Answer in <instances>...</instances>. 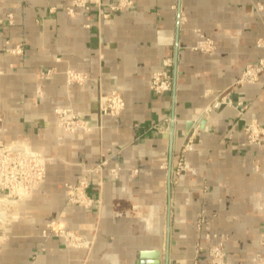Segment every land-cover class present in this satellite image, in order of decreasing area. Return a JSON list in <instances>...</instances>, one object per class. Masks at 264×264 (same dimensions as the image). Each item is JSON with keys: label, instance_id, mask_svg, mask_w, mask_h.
Wrapping results in <instances>:
<instances>
[{"label": "crops", "instance_id": "0c3cea01", "mask_svg": "<svg viewBox=\"0 0 264 264\" xmlns=\"http://www.w3.org/2000/svg\"><path fill=\"white\" fill-rule=\"evenodd\" d=\"M99 1L70 13L71 0H0V138L52 156L18 217L0 223V264H207L222 234L232 264H253L264 254V136L248 141L234 105L205 108L224 91L264 127V83L235 85L264 58V0L262 8L257 0H130L116 9L119 0ZM200 34L215 40L212 53L194 47ZM166 58L174 87L156 94L150 78ZM69 68L88 74L86 83L69 86ZM115 89L126 106L97 127L100 97ZM59 105L88 115L91 131L63 132ZM186 145L187 168L177 174ZM102 160V172L89 175L95 203L68 202L65 183ZM48 222L77 229L92 247L41 235Z\"/></svg>", "mask_w": 264, "mask_h": 264}, {"label": "built area", "instance_id": "2783aa9c", "mask_svg": "<svg viewBox=\"0 0 264 264\" xmlns=\"http://www.w3.org/2000/svg\"><path fill=\"white\" fill-rule=\"evenodd\" d=\"M93 0H71L69 6H67L68 12H74L77 7H90ZM99 7L101 2L95 0ZM130 4V0H119L116 3L110 5L112 9L119 8L124 5ZM259 8L263 7L262 0H257ZM101 8V7H100ZM101 13L106 16L107 13L100 10ZM11 16V14H10ZM203 52L212 53L216 49L215 40L204 34H200L195 46ZM12 51H20L21 46H15L11 48ZM172 65V58H166L164 60V66L155 70L152 74L150 81V88L157 94H164L169 92L174 87L173 76L170 71ZM67 74L79 84H85L88 80V74L85 72L69 68L66 70ZM51 69L43 73L44 76H49ZM264 83V58H261L258 62L249 63L244 68L241 76L235 82V85H242L246 83L260 82ZM106 97V98H105ZM104 98L111 101L109 105L113 108L116 107L121 110L125 101L119 90H112L110 95ZM106 100V101H107ZM223 103L234 105L237 110V118L244 121V130L248 136V141L251 143L261 142L264 136V127L256 119L250 121L245 118V110L247 108L243 101L233 102L231 98L227 97V92H218L212 102L208 104L205 111H211L216 107H219ZM107 107V106H106ZM105 107V108H106ZM118 112V110H114ZM112 111V114L115 112ZM54 112L57 117L58 123L64 130L75 131L78 128V121L80 117L78 114L63 106H56ZM90 129V126L88 125ZM187 145L183 149L179 160L176 165V173L180 174L187 168V162L185 153ZM45 158L38 153L28 152L24 149H17L13 142H6L0 138V186L10 192H18L20 189H28L32 184H36L45 175ZM114 174L119 173V169H113ZM69 200L73 202H84L87 207L95 203V199L88 193L89 181L86 176L80 178L76 183H66ZM85 206V207H86ZM198 225L203 226L206 236L210 238L214 235L211 231L209 221L204 214H200L198 217ZM52 235L59 236L70 246H81V244L88 243L81 235H77L76 231L71 228L62 226H54V223H48L43 230V236L49 237ZM216 236V234H215ZM226 236L222 234L220 239L212 243L209 247V257L207 264H232L227 256L225 249ZM264 245V240H262ZM253 264H264V254L258 253L254 259Z\"/></svg>", "mask_w": 264, "mask_h": 264}, {"label": "rangeland", "instance_id": "374dc122", "mask_svg": "<svg viewBox=\"0 0 264 264\" xmlns=\"http://www.w3.org/2000/svg\"><path fill=\"white\" fill-rule=\"evenodd\" d=\"M159 69V68H158ZM49 70V69H48ZM157 70V69H156ZM47 70H44L42 72L45 73ZM155 71V70H154ZM54 70L51 69V74L48 76V77H51L52 74H53ZM153 74V73H152ZM172 74V73H171ZM47 77V76H45ZM66 77H67V80H68V85L71 86L72 84L74 83H78L77 81H74L66 72ZM152 78V76H151ZM151 78H150V81H151ZM150 83V82H149ZM79 84V83H78ZM82 85V84H81ZM119 92L122 94V97L125 101V104L123 105V108L118 109L116 107H111L109 105V103L111 101L105 99L107 96L110 95L111 91L104 94V96L102 95L100 97V101H99V104H98V110L96 112V116H95V120H96V125L97 127H100L101 126V117L103 115H111V116H119L122 111L124 110L125 106H126V100L124 98V95L123 93L119 90ZM157 94V93H156ZM105 97V98H104ZM107 100V101H106ZM107 106V107H106ZM65 108H68L74 112H76L78 114V116L80 117L79 121H78V128L75 130V131H67V130H64L61 125L58 123L57 121V125L59 126V128H61V130L65 133H75V132H79V131H85V132H89L91 131V126H90V120H89V116L86 115V116H82L81 114H79L74 107L72 106H63ZM106 107V108H105ZM55 109V108H54ZM118 110V112L114 111V110ZM114 111L115 114H112L111 112ZM55 113V112H54ZM56 115V114H55ZM57 119V117H56ZM88 125L90 126V129L88 128ZM17 149H22V148H19L16 146ZM25 150V149H24ZM28 152H32V153H38V152H33V151H28ZM39 154V153H38ZM43 158H45V175L40 179L39 182H37L36 184H32V186H30L28 189H20L18 192H10L9 190L7 189H4L2 188V193L0 195V213H1V216H0V223H1V226L2 228H6L8 227L9 223L14 220L15 218H17V214H18V209H19V206L20 204L28 197L29 194H31V192H33L34 189L38 188L39 186L42 185L43 181L45 180V177H46V173H47V164L50 162V160H52V156H49V155H45V154H40ZM107 164V161L106 160H102L101 162H99L96 166H93L91 168H86V170L84 171V173L82 174V176L80 178H82L83 176H86L88 181L90 182L89 180V175L90 173L92 172H96L98 174H100L102 172V169L104 168V166ZM113 169H119L120 171V168L119 167H113L111 168V171H112V174L114 176H119L118 174H114L113 173ZM133 172H137V169L136 168H133ZM67 183V182H66ZM66 183H65V187L67 188L66 186ZM68 190V189H67ZM67 198H68V202L72 203V204H80V205H84V202H73L71 200H69V196H68V192H67ZM86 206V205H84ZM87 207V206H86ZM19 215V214H18ZM50 223V222H48ZM45 225V227L47 226V224ZM51 223H54V226H60L57 222H51ZM199 226V225H198ZM44 227V228H45ZM63 227V226H62ZM200 228H203L205 229L203 226H199ZM44 228H42L41 230V235H43V230ZM71 229H74V228H71ZM76 231V234L77 235H81L83 238L86 239V241H88V243H85V244H81V246H76V247H80V248H86V249H90V247H92V244H93V240L92 239H89L88 237L84 236L83 234H81L77 229H74ZM75 247V246H74Z\"/></svg>", "mask_w": 264, "mask_h": 264}, {"label": "water", "instance_id": "95a60500", "mask_svg": "<svg viewBox=\"0 0 264 264\" xmlns=\"http://www.w3.org/2000/svg\"><path fill=\"white\" fill-rule=\"evenodd\" d=\"M197 117H199V116H197ZM193 118H194V116H193ZM193 118L192 119H190L189 120V122L187 123L190 127L194 124V120H193ZM199 122H201V120L199 121ZM198 122V123H199ZM171 170V169H170ZM170 180V179H169ZM159 260L157 259V260H154V262H158Z\"/></svg>", "mask_w": 264, "mask_h": 264}, {"label": "bare ground", "instance_id": "6f19581e", "mask_svg": "<svg viewBox=\"0 0 264 264\" xmlns=\"http://www.w3.org/2000/svg\"><path fill=\"white\" fill-rule=\"evenodd\" d=\"M197 119V118H196ZM196 122H197V120H196ZM194 123H195V121H194Z\"/></svg>", "mask_w": 264, "mask_h": 264}]
</instances>
